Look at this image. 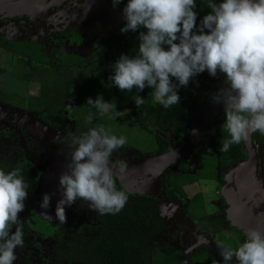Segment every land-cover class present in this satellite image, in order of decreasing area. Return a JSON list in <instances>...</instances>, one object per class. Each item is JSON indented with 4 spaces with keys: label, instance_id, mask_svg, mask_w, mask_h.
<instances>
[{
    "label": "clouds",
    "instance_id": "obj_1",
    "mask_svg": "<svg viewBox=\"0 0 264 264\" xmlns=\"http://www.w3.org/2000/svg\"><path fill=\"white\" fill-rule=\"evenodd\" d=\"M121 2L112 0L114 7ZM195 8L196 0H127L126 23L120 31H146H139L136 55L121 54L114 62L109 80L121 91L150 87L155 101L170 108L180 103L178 89L187 87L196 75L225 74L228 86L212 100L224 105L222 128L229 138L219 151L227 152L253 133L264 134V0H207L210 11L199 24ZM134 101L139 107L144 98L137 95ZM87 104L100 115L116 108L102 96L89 97ZM92 118L90 114L89 121ZM126 143L125 137L110 134L102 125L71 135L68 163L58 178L59 222H67L66 208L78 200L101 215H115L125 207L128 193L117 189L109 161ZM28 187L19 169H0V264H14L16 249L24 245L20 213L26 207ZM51 199L52 194L45 193L41 208L49 209ZM217 246L223 264H232L233 259L236 264H264V233L258 230H250L236 248L223 242Z\"/></svg>",
    "mask_w": 264,
    "mask_h": 264
},
{
    "label": "trees",
    "instance_id": "obj_2",
    "mask_svg": "<svg viewBox=\"0 0 264 264\" xmlns=\"http://www.w3.org/2000/svg\"><path fill=\"white\" fill-rule=\"evenodd\" d=\"M215 2L219 3L220 0H215ZM126 4L127 0H122L117 5L122 14ZM194 10L197 13V24H199L203 16L210 11L207 8V0H196ZM139 31H146V29L141 28L136 32L111 33L106 43L98 48L90 59L76 66H63L57 61L58 56L54 53H51L45 66H33L29 60L23 61V73L20 80L38 83L36 94L24 95L0 90V101L31 111L41 121L53 128H66L69 126L73 108L96 110L87 104V100L89 97L95 99L97 96H102L104 101L116 105L114 111L110 110L105 115L115 114L120 111L122 106L128 104L135 115L134 122L153 132L157 151L166 150L175 140H181L187 135L192 126L195 105L208 95L213 86L219 85L225 80V74L218 72L213 77L204 71L196 75L208 78L210 81L199 79L198 97L193 98L190 84L196 76L193 77L187 87L182 86L178 89L180 103L170 108H164L155 101L153 89L150 87L139 92L135 88L132 92L121 91L112 84L109 77L114 74V62L121 54L130 56L137 54L138 45L135 43L134 36H139ZM0 49L7 52L13 50L1 39ZM91 61H97L106 73L93 74L87 65V62ZM3 72L4 70L0 67V74ZM72 91L74 96L70 107L68 102L71 99ZM137 95L145 97L144 103L139 107L134 101ZM225 119L226 115L221 117L218 114L207 125L206 152L205 150V153L199 152L202 166L189 173L185 171L186 161L179 162L177 167L182 172L177 171L178 173L169 174L170 189L167 191L174 193L177 190L182 193L188 189L187 185L195 186L207 181L212 183L211 181L218 174L222 175L233 163L244 156L240 143L231 145L227 152L219 151L223 141L229 138L228 132L222 128ZM89 129L77 123L75 132L76 135H83ZM20 153H22L21 150ZM21 156L11 164H0V169L6 172L19 169L29 186L27 189L29 197L25 202V210L20 216L23 224L24 245L18 247V250L25 247L26 239L29 236L26 219L33 205L36 188L35 176L32 174L30 164L22 154ZM217 165H219V171L216 169ZM118 185L117 189L124 190L120 184ZM128 197L125 207L118 214L101 215L95 212V224L88 229V233L83 230L81 222L77 224L75 232L69 233L67 237H63L65 224L56 229L51 235L54 243L46 264H214V262L220 264V254L215 248L213 250L201 248L194 253L189 263H185L180 254L171 246L154 240V237L164 229L165 225V221L159 214L156 198L130 193H128ZM198 197L201 199L200 194ZM207 225V223H203L202 228L206 229Z\"/></svg>",
    "mask_w": 264,
    "mask_h": 264
},
{
    "label": "rangeland",
    "instance_id": "obj_3",
    "mask_svg": "<svg viewBox=\"0 0 264 264\" xmlns=\"http://www.w3.org/2000/svg\"><path fill=\"white\" fill-rule=\"evenodd\" d=\"M25 2L30 3L31 1L24 0L23 3ZM49 4L53 12L52 17L56 23V28L60 29V23L63 25L67 24L68 16L72 15L73 17H84L85 22L87 21L89 31L85 28H78L82 34L80 37L81 39L77 40L71 47H68L69 42H67V39L69 37L63 39V42L62 39L59 42H55V30L47 32V28V31L41 28L35 33L33 30H28V26L23 22L18 24L20 31H22L19 40H15L11 36L7 34L4 35L0 32V39L6 42L8 46L15 48L8 52L0 49V67L4 70V72L0 74V90L24 95H28L29 93L36 94L38 83L23 82L20 80V76L23 73V61L29 60L32 65H36L41 62L44 63L43 61L46 60V55H38L35 52L37 45L40 43L38 48L46 53L53 47H60L64 52L63 56L60 58V63L63 66H70L71 64H78L90 59L95 50L103 44L105 38L108 35L110 36L113 32H121L120 28L124 25V16L118 10L117 5L115 7L113 6L112 0H48V6ZM54 4L59 7L54 6ZM63 5L70 6V9L65 11L61 8ZM71 8L74 10L72 11ZM26 19L27 18H24V20ZM7 21H9L8 24H11L14 20L8 19ZM68 31L69 34L73 32V26L70 27ZM138 37V35L134 36L137 45H139ZM82 40H84V45L80 42ZM38 42L40 43L38 44ZM87 63L93 74L100 75L106 73L103 67L98 65L97 61ZM104 77L107 80L105 74ZM199 79L210 81L208 78L205 79L196 76L190 84L193 98L198 97ZM108 85L110 84L108 83ZM214 87L212 91L222 88L218 85ZM73 96L74 94L72 91L71 99L68 102L70 107L72 106ZM139 96L143 97L145 100L143 95ZM90 114L93 117L91 121L88 119ZM134 120L135 115L128 104L122 106L117 113L109 116L100 115L96 110L73 108L69 126L66 128H53L45 122L40 121L32 113L0 101V164H11L22 157V153H20V149H22L24 151V155L22 154L23 157L29 160L30 165L34 169L37 187L40 188L49 181L55 183V181L58 180L55 173L56 170H58L56 165L68 163V152L71 149L67 147V143L70 141L71 135L76 134L75 127L77 123L81 124L82 127L88 128L102 125L110 134L126 138L127 143L112 153L110 158L112 160L130 161L144 159L158 153L153 132L147 127L134 122ZM54 138L57 139L55 140ZM202 152H204V150H202ZM189 161L188 171L192 173L198 166V156H192ZM187 188H189L188 185ZM190 191L191 192L185 190L182 192L184 195L183 197L186 198V204L180 203L179 200L176 199H169L160 205L162 214L166 217V229L164 231L165 234L161 236L162 241H168L173 248L181 250L185 263H187L186 258H190L197 244L188 247L180 244L177 239L174 240L169 237L175 224L195 234L198 239L197 243L206 242L209 244L211 237L193 227L191 219L187 214H183V208L186 211L194 203H198V201L196 199L193 200L192 197L200 199L198 197L199 194L203 195V202L211 206L209 211H214L215 207L218 206L216 205L215 199L218 187H214L212 183L208 181L202 182L198 184V188H193ZM37 201L36 199L34 206L30 208L29 216L26 219L29 237L22 250L16 249L17 260L14 264H46L48 256L51 254L52 247L50 235L56 229L65 224L66 228L64 229L63 237H67L69 233L75 232L77 224L80 222L83 225V230L85 232L87 231L86 233H88V229L95 224L93 218L95 211H91L87 203L73 210L71 212L72 217L67 218L66 223H61L55 217V210L52 213H44L40 210V206L36 205ZM202 206L203 204H195L193 209L191 207V210L197 209V213L201 212ZM207 207L208 205H206V208ZM69 208L70 207H67L66 210L67 215L68 211L71 210V208ZM21 214L22 213H20V216ZM227 214L228 216L230 215L228 209ZM34 232L36 236L32 238L31 234ZM245 236L247 238V234H245Z\"/></svg>",
    "mask_w": 264,
    "mask_h": 264
},
{
    "label": "water",
    "instance_id": "obj_4",
    "mask_svg": "<svg viewBox=\"0 0 264 264\" xmlns=\"http://www.w3.org/2000/svg\"><path fill=\"white\" fill-rule=\"evenodd\" d=\"M23 1L0 0V20H14L13 23L0 27L1 33L19 40L22 31L18 24L22 22L28 26V30L35 33L41 28L44 30L47 28V32L57 30L48 0H30V3ZM227 86L225 84L224 87ZM219 90L211 91L208 96L198 101L187 135L166 150L144 159L130 161L110 159L109 166L113 177L126 192L154 196L160 189L161 176L165 171L176 162L191 157L202 143L208 122L224 108L223 103L217 104L212 100V95ZM253 143L251 135L245 141L246 158L234 164L226 175L229 185L225 187V192L230 203V218L245 234L253 229L264 233V173L257 156L258 146H255V149ZM42 186L38 188L41 197L37 199L36 204L40 206L41 211V201L45 194ZM232 264H236V261H232Z\"/></svg>",
    "mask_w": 264,
    "mask_h": 264
},
{
    "label": "flooded vegetation",
    "instance_id": "obj_5",
    "mask_svg": "<svg viewBox=\"0 0 264 264\" xmlns=\"http://www.w3.org/2000/svg\"><path fill=\"white\" fill-rule=\"evenodd\" d=\"M56 1H60V0H56ZM54 6L56 7H59L58 5L54 4ZM62 9H64L65 11L66 10H69L70 9V6H61ZM73 8V7H72ZM71 10L73 11L74 9ZM71 12V11H70ZM69 12V13H70ZM9 21H6V20H0V27H2L3 25L7 24ZM60 29L57 28L56 30V33H55V39L54 41L55 42H59L61 41L62 39V42H63V39H66L67 37H69L67 39V42L68 43V47H71L77 40H80L81 38V31L80 29L78 28H85L87 31H89L88 29V25H87V21L85 22V19L84 17H73L72 15L71 16H68V19H67V24L63 25L60 23ZM73 26V29L74 31L71 32L70 34L68 33V29L70 27ZM69 27V28H68ZM63 37V38H62ZM105 37V36H104ZM110 36L108 35L106 38H105V41L103 42V44L106 43L107 39L109 38ZM87 39H88V35H87ZM83 43L84 45V40L80 41ZM40 42H38L39 44ZM86 43V42H85ZM41 44V43H40ZM39 44V45H40ZM101 44V46L103 45ZM37 45V48L35 49V52L36 54L38 55H46V60L43 61L44 63H40V64H36L34 66H38V65H41V66H45L46 65V62L48 61L49 59V56L51 55V53H54L58 56L57 58V61L60 62V58L63 56L64 52L63 50L60 48V47H53L48 53L44 52L43 50H40L38 48ZM100 46V47H101ZM11 47V46H9ZM99 47V48H100ZM13 48V47H11ZM15 48H13L14 50ZM98 49V48H97ZM96 49V50H97ZM95 50V51H96ZM95 53V52H94ZM80 64V63H78ZM78 64H71L70 66L72 65H78ZM225 84H227L225 82V80L220 83L218 86L220 87H224ZM214 87V86H213ZM217 87V85H216ZM215 88V87H214ZM212 91V89L209 90L208 92V95L209 93ZM207 95V96H208ZM206 97V96H205ZM3 102V101H2ZM6 103V102H5ZM10 104V103H8ZM11 105V104H10ZM13 106V105H11ZM15 107V106H13ZM17 108V107H16ZM19 109H22V108H19ZM26 110V109H24ZM28 111L29 113H32L31 111L29 110H26ZM33 115H35L34 113H32ZM220 114L221 117L225 116L226 113L224 111V108L220 109L219 112L217 113V115ZM216 115V116H217ZM36 116V115H35ZM215 116V117H216ZM37 117V116H36ZM213 117V118H215ZM38 118V117H37ZM39 119V118H38ZM40 120V119H39ZM41 121V120H40ZM209 123V122H208ZM208 125V124H207ZM207 130V128H206ZM205 136H206V132H205V135L202 139V143L201 145L193 152V154L191 155L192 156H198V166L196 169H199L202 165L200 164V158H199V152L202 151V150H205L206 152V141H208V139H205ZM252 138H253V145L254 147L255 146H258V149H257V156L259 158V162H260V165L262 167V171L264 173V134H260L259 132L257 133H253L252 134ZM180 141L179 140H175V142L171 143L174 144L176 142ZM257 144V145H256ZM170 145V146H171ZM169 146V147H170ZM168 147V148H169ZM240 148L243 150L244 152V156L241 157L240 159H238V161L236 163H233L230 168L224 172L222 175H217L216 178L214 180H212V185L215 187H218V191L216 192V195H215V199H216V206L215 207V210L214 211H209L211 208V206H209V204H205L203 202V195L201 194V199H197L195 197H192L193 200H197L198 203H194L191 207L192 209L194 208V205L195 204H203L202 206V210L201 212H198L197 213V209H194V210H191V207L190 208H186L187 210L185 211L184 208H183V214H187V216L191 219V222H192V225L193 227L200 231V232H204L208 235H210L211 237V240L209 242V244H207L206 242H202V243H197L198 242V239H197V236L195 234H193L192 232L190 231H187L185 230L182 226L180 225H177L175 224V226L173 227V230L171 231V234L169 237H171L172 239H177V241L184 245V246H192V245H196L195 248L193 249V252L192 254L190 255V258L187 259L186 258V261L187 263H189V261L191 260V258L193 257L194 253H196L197 251H199L201 248H205V249H210V250H213L214 248L217 250V252L220 254V249L218 248L217 244L218 242H223L224 244L226 245H229L231 246L232 248H236L238 247L241 243L244 242V240L246 239V236H245V233L243 232V230L239 229L235 224L234 222L231 220V218L228 216L227 214V209L229 210L230 208V203L228 201V198H227V194L225 193V187L229 185V183L227 182V179H226V175L228 173V171L231 169V167L234 165V164H237L240 160H243L246 158V147H245V141H242L240 143ZM256 149V147H255ZM22 151V154L24 155V151L22 149H20ZM204 152V153H205ZM191 157H189L188 159H183V160H180L178 162H176L175 164H173L167 171H165V173L161 176V184H160V189L158 191V193L156 195H154L153 197L156 198V205H158V210H159V214L160 216L162 217V219L164 221H166V217L163 216L162 214V211H161V203H163L164 201H168L169 199H176V200H179L180 203H184L186 204V198H184L183 194L180 193L179 191H175L174 193H170V191L167 189H170V183L168 182V177H169V174H173V173H180L182 172V170H180L178 167H177V164L179 162H183V161H186V169L185 171L186 172H189L188 171V163L190 162L189 160L191 159ZM111 158V157H110ZM27 160V159H26ZM112 160V159H111ZM115 161V160H113ZM29 162V160H28ZM58 163H59V160H58ZM30 164V162H29ZM67 163L65 164H62V165H56V167L58 168V170H56V175H57V178H59V175L65 170V167H66ZM31 167V171H32V174L35 176V173H34V169L31 165H29ZM175 166V167H174ZM178 168V169H177ZM216 169L219 171V165H217ZM178 171V172H177ZM190 173V172H189ZM219 173V172H217ZM36 177V176H35ZM36 180V179H35ZM115 180V183H116V187L118 186L119 187V183L118 181L114 178ZM37 183V181H36ZM225 184V185H224ZM168 186V187H167ZM45 187V188H44ZM223 187V188H221ZM194 188H198V185H191L189 186V188L187 189L189 192H191L190 190ZM42 189L45 193H49V194H52V199H51V207L47 210L43 209L42 208V211L44 213H52L54 212L55 210V207H56V202L58 199H60V193L58 192V180L55 181V183H53L52 181H49L47 184H44V186H42ZM190 189V190H189ZM186 190V191H187ZM188 193V192H187ZM226 194V195H225ZM134 195V194H133ZM150 196V195H148ZM39 197H41V193H40V190H38V187L36 185V188H35V192H34V199H33V205L35 204L36 202V199H39ZM202 201V202H201ZM186 202V203H185ZM84 201H80L78 200L76 202V204L70 206L71 210L68 211V215H67V218L69 217H72V211L77 209L79 206L83 205ZM206 205H208V207L206 208ZM69 208V209H70ZM196 210V211H195ZM93 218L95 220V213L93 215ZM232 221V222H230ZM203 223H207L208 227L205 228H202V224ZM233 223V224H232ZM181 224V223H180ZM183 225V224H182ZM66 228V227H65ZM166 229V224L164 225V229L159 233L157 234L155 237H154V240L156 239L159 243H162V244H168L169 246L172 247V245H170V243L168 241H165L163 242L162 241V234H165L164 231ZM35 233V232H34ZM34 233H32V238H34V236H36V233L35 235H33ZM38 234V233H37ZM52 235V234H51ZM50 235V241H52V245L54 243V241L52 240V236ZM29 237V236H28ZM224 238V239H223ZM28 239V238H27ZM26 239V241H27ZM52 248V247H51ZM173 248V247H172ZM173 250H175L178 254H180V256L182 257L183 259V254L181 252V250L179 249H175L173 248ZM220 259H221V263H223V258L221 257L220 255ZM184 260V259H183ZM235 259H233L234 261Z\"/></svg>",
    "mask_w": 264,
    "mask_h": 264
}]
</instances>
